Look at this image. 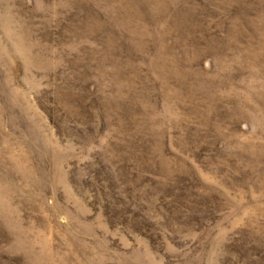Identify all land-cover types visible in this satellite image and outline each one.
I'll use <instances>...</instances> for the list:
<instances>
[{
	"label": "rangeland",
	"instance_id": "obj_1",
	"mask_svg": "<svg viewBox=\"0 0 264 264\" xmlns=\"http://www.w3.org/2000/svg\"><path fill=\"white\" fill-rule=\"evenodd\" d=\"M0 264H264V0H0Z\"/></svg>",
	"mask_w": 264,
	"mask_h": 264
}]
</instances>
